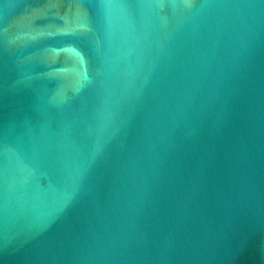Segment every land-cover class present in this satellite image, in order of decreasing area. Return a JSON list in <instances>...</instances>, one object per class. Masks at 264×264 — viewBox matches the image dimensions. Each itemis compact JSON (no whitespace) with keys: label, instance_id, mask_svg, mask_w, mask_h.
<instances>
[{"label":"water","instance_id":"obj_1","mask_svg":"<svg viewBox=\"0 0 264 264\" xmlns=\"http://www.w3.org/2000/svg\"><path fill=\"white\" fill-rule=\"evenodd\" d=\"M0 264H264V0H0Z\"/></svg>","mask_w":264,"mask_h":264}]
</instances>
